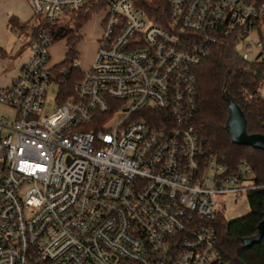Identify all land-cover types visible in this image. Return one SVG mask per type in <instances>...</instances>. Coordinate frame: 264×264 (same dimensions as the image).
Listing matches in <instances>:
<instances>
[{"label":"built area","instance_id":"obj_1","mask_svg":"<svg viewBox=\"0 0 264 264\" xmlns=\"http://www.w3.org/2000/svg\"><path fill=\"white\" fill-rule=\"evenodd\" d=\"M29 1V56L0 86V264H220L215 208L259 186L195 132L197 68L230 38L264 96V0H161L157 18L154 0H107L91 63L48 114L46 24L87 0Z\"/></svg>","mask_w":264,"mask_h":264},{"label":"trees","instance_id":"obj_2","mask_svg":"<svg viewBox=\"0 0 264 264\" xmlns=\"http://www.w3.org/2000/svg\"><path fill=\"white\" fill-rule=\"evenodd\" d=\"M107 0H87L71 14V25L46 24L51 27L53 40L65 39L66 52L62 61L52 67L58 84V97L64 99L74 93L81 73L74 65L78 57L77 45L81 40L80 28L93 14L102 12ZM163 4V5H162ZM161 0H154L146 8L159 17ZM164 10V7H163ZM13 28L26 32L28 22L8 21ZM1 53V49H0ZM254 66L240 58L230 38H221L211 46L209 54L197 68L198 96L193 127L205 151L220 161L235 166L246 161L253 171V183L259 187L247 192L249 212L239 218L226 221L217 212L211 219L216 231V243L221 253L220 264H264V236L250 246L243 238L254 235L264 217V151L231 141L226 128L229 115L227 99L231 98L242 110L247 133L264 135V96L255 95L260 87Z\"/></svg>","mask_w":264,"mask_h":264},{"label":"rangeland","instance_id":"obj_3","mask_svg":"<svg viewBox=\"0 0 264 264\" xmlns=\"http://www.w3.org/2000/svg\"><path fill=\"white\" fill-rule=\"evenodd\" d=\"M70 17H71V13L64 14V15L59 13L57 19L54 21V24H58L62 26L68 25V24L71 25L72 22L70 21ZM102 18H103L102 12L95 13L92 15L90 20H88L82 26L80 30L81 40L79 41L77 45L78 57L75 59L74 65L78 64L80 68L87 67V64L89 60H91L93 52L98 43L99 38L97 36L99 33V28L101 27ZM1 21L2 19L0 15V27H2ZM15 30L16 28H13L9 22H7L3 26V28H0V38H3V40L5 39V42H6L5 48L7 52V55L3 56L2 58L6 61L7 66H9V68L12 65L16 64L22 56L27 55L29 52L28 48H24L19 57L17 56V57H14L13 59L10 58L9 54L14 45V42L17 39ZM65 48H66L65 39H58L53 43L50 53L52 55L51 56L52 60H54L55 63L63 59ZM236 50L237 52L240 51V44H237ZM252 50L257 51L258 48L253 47ZM57 93H58V84L54 79L52 80L51 84L49 85L47 89L46 98H45V102H44V106L42 110L43 114L50 113L56 107L55 98H56ZM11 114H13V112L6 105L0 104V117L11 115ZM222 200H223L222 204H218L215 210L226 221L239 218L241 216L246 215L249 212V204H248L247 197L245 195H242L236 199H233V197L230 195H226L223 197Z\"/></svg>","mask_w":264,"mask_h":264},{"label":"crops","instance_id":"obj_4","mask_svg":"<svg viewBox=\"0 0 264 264\" xmlns=\"http://www.w3.org/2000/svg\"><path fill=\"white\" fill-rule=\"evenodd\" d=\"M0 15H1V19H2V21H1L2 27H0V28H3V26L9 21V18H15L16 20H18V22H21V23L26 22L32 16L30 1L29 0H0ZM81 28H80V30H81ZM16 29H18V28H16ZM80 30H79V33L81 34ZM100 34H101V27L99 28V33L97 36L98 38L100 37ZM53 43L49 47V66H51V67H54L56 64H58L60 62L59 61V62L55 63L54 60H52V57H51L52 55L50 52H51V47L53 46ZM5 46H6L5 39L3 40V38H0V49H1V53H0V86L8 85L15 78V76L18 74L22 64L26 61V59L29 56V52H28L27 55L22 56L16 64L12 65L9 68V66H7L6 61L2 58L3 56L7 55ZM24 48H28L26 41H24V39H22L21 37L20 38L17 37V39L14 42V45L11 49V52L9 54L10 58L13 59L14 57H17V56L19 57ZM96 48H97V45H96ZM96 48L93 52L91 60H89V62L87 64V66L91 63V61L94 57ZM65 52H66V48L64 51V55H65ZM53 54H54V52H53ZM63 58H64V56H63ZM6 68H8V69H6Z\"/></svg>","mask_w":264,"mask_h":264},{"label":"water","instance_id":"obj_5","mask_svg":"<svg viewBox=\"0 0 264 264\" xmlns=\"http://www.w3.org/2000/svg\"><path fill=\"white\" fill-rule=\"evenodd\" d=\"M229 115L226 121V128L233 143L238 145H247L254 149L264 151V135L259 133H247L246 120L242 110L231 99H227ZM264 192V187H263ZM264 236V217L257 225V232L249 237L243 238V243L250 246L260 241Z\"/></svg>","mask_w":264,"mask_h":264}]
</instances>
